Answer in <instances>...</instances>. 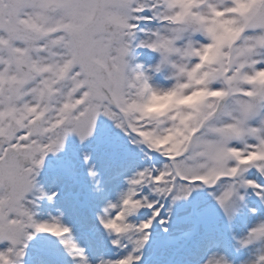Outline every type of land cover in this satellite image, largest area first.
I'll list each match as a JSON object with an SVG mask.
<instances>
[{"label": "snow or ice", "instance_id": "snow-or-ice-1", "mask_svg": "<svg viewBox=\"0 0 264 264\" xmlns=\"http://www.w3.org/2000/svg\"><path fill=\"white\" fill-rule=\"evenodd\" d=\"M0 264H264V0H0Z\"/></svg>", "mask_w": 264, "mask_h": 264}]
</instances>
